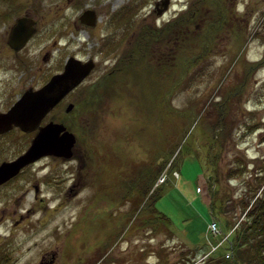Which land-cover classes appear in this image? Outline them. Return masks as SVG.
Instances as JSON below:
<instances>
[{"label": "rangeland", "instance_id": "374dc122", "mask_svg": "<svg viewBox=\"0 0 264 264\" xmlns=\"http://www.w3.org/2000/svg\"><path fill=\"white\" fill-rule=\"evenodd\" d=\"M153 3L0 0V109L71 52H96L101 66L75 87L70 112H53L77 135L73 156L42 157L0 185V264H210L236 246L239 198L264 166V0H169L160 13ZM84 7L93 26L78 19ZM25 12L37 30L14 52L6 34ZM218 129L228 138L215 164ZM30 136L0 134V160ZM171 160L180 176L168 168L155 198ZM157 209L171 219L159 229Z\"/></svg>", "mask_w": 264, "mask_h": 264}, {"label": "water", "instance_id": "95a60500", "mask_svg": "<svg viewBox=\"0 0 264 264\" xmlns=\"http://www.w3.org/2000/svg\"><path fill=\"white\" fill-rule=\"evenodd\" d=\"M158 3L162 4V7L158 9V12H160L167 6L168 0L156 1V5ZM34 30L35 26L32 18L18 16L11 26L7 42L14 49H18ZM92 65L91 61L83 64L73 57H69L62 72L52 75L40 88L27 89L8 112L0 113V131L8 129L13 123L26 130L33 128L48 108L76 84ZM60 128H62L61 125L53 123L41 126L31 144L23 153L13 160L1 161L0 182L8 179L21 166L42 154H61L64 157H69L75 136L68 131L60 135Z\"/></svg>", "mask_w": 264, "mask_h": 264}, {"label": "trees", "instance_id": "16d2710c", "mask_svg": "<svg viewBox=\"0 0 264 264\" xmlns=\"http://www.w3.org/2000/svg\"><path fill=\"white\" fill-rule=\"evenodd\" d=\"M223 121V115L219 116L218 120H216L217 125H221L223 127L224 125L221 123ZM219 130L220 129H218L214 134L216 142H220L221 145L220 151H218V154L213 157L216 162L215 164H217V160L222 154V150H224L223 145L228 138H226V129L218 133ZM260 167L262 172H260L261 170L259 169V172L253 176L254 179H256L254 184L255 188L252 190L253 193L246 195V199L239 198V200H244V202H242L243 206L239 209V212H242L243 214L240 220H238V224L236 225L233 234V240L235 241L236 246L233 247V245H231L229 247L232 251V256L230 258H225L222 253H220V256L212 259L210 264H264V166ZM229 170L231 169H228L227 171ZM219 174L220 170L218 165H216L212 168V183H216L219 180ZM245 184L248 187L251 186V177L245 180ZM160 190L161 189H159L156 193L155 198H158L160 195ZM230 199L231 198H228V200H226V207H228L231 202ZM213 207L214 204H210L212 213ZM234 208L235 207H233V209ZM229 209L230 208H223L225 213L228 212ZM238 213L236 216H238ZM225 218L228 219L226 216ZM154 219L158 221V224H156L157 229L161 227L160 222H162L165 226L170 223L168 215L164 212H160L159 210L157 211ZM189 251L194 250L190 249ZM211 257L212 256H209L208 258Z\"/></svg>", "mask_w": 264, "mask_h": 264}, {"label": "flooded vegetation", "instance_id": "af4514ba", "mask_svg": "<svg viewBox=\"0 0 264 264\" xmlns=\"http://www.w3.org/2000/svg\"><path fill=\"white\" fill-rule=\"evenodd\" d=\"M17 14V13H16ZM25 14H27L26 12H25ZM15 17V16H14ZM1 21H2V19H1ZM5 31H7V27L5 28ZM47 54L48 55H50L49 54V52H47ZM88 57V55H86L84 58H87ZM62 68V67H61ZM61 68H58V69H55L53 72H55V71H58L59 69H61ZM52 72V73H53ZM70 98H72V91H69V92H67L54 106L55 107H53V109L51 110V112L50 113H48L49 114V116H48V114L45 116V119L44 120H46L47 118L48 119H51V117L50 116H53V112H54V109H56L57 107H59V106H65L64 104L67 102V101H72ZM71 102H69L68 104H70ZM63 119V118H62ZM64 120V122L66 121L65 119H63ZM41 124H43V123H45V121H43V120H41V122H40ZM66 123V122H65ZM64 123V125L66 126V127H68L66 124ZM58 157V156H57ZM55 158V157H54ZM59 158H61V157H59Z\"/></svg>", "mask_w": 264, "mask_h": 264}]
</instances>
